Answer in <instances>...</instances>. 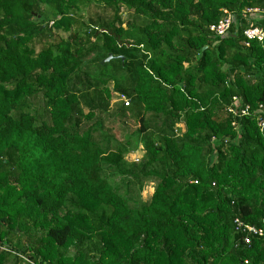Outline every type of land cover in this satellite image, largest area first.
Segmentation results:
<instances>
[{
  "label": "trees",
  "instance_id": "trees-1",
  "mask_svg": "<svg viewBox=\"0 0 264 264\" xmlns=\"http://www.w3.org/2000/svg\"><path fill=\"white\" fill-rule=\"evenodd\" d=\"M91 3L110 14L81 35ZM248 9L264 0H0V264H264V237L237 232H264V42L245 37L264 15ZM114 98L140 126L122 140L102 118Z\"/></svg>",
  "mask_w": 264,
  "mask_h": 264
},
{
  "label": "rangeland",
  "instance_id": "rangeland-1",
  "mask_svg": "<svg viewBox=\"0 0 264 264\" xmlns=\"http://www.w3.org/2000/svg\"><path fill=\"white\" fill-rule=\"evenodd\" d=\"M77 13L75 14L76 18H80L81 23H83L81 29L79 30L81 35H84V32L86 30V27L89 25V22L91 19H95L97 15H106L109 16L110 12L105 11L102 7H99L96 5V3H91L90 5H86L84 7H81L76 11ZM121 16L123 21L126 23L129 18H130V13L126 9H122ZM126 25V24H124ZM64 37H68L69 34L67 33H62ZM111 88H113V85L110 84ZM117 98H114V102L112 101L111 103V116L109 118L105 115L102 116V118H107L106 119V125L108 128H112V131L114 135L122 140L125 138V135L128 134L129 132L135 130L136 128H139L140 126L138 123L130 116H128L125 119L121 120V117L119 115H114L116 114L117 109L121 105L122 102H119V100H116ZM177 130L180 132H184V127L183 125H177ZM144 151L142 150V147L140 150L134 152L130 157L127 158L128 162L131 163H136L140 164L144 160ZM154 191V183L149 182L145 188V191L142 193L141 199L144 201H149L152 193ZM140 196V195H139ZM75 254V250L72 249V251L69 253L70 256H73ZM26 258V257H25Z\"/></svg>",
  "mask_w": 264,
  "mask_h": 264
},
{
  "label": "built area",
  "instance_id": "built-area-1",
  "mask_svg": "<svg viewBox=\"0 0 264 264\" xmlns=\"http://www.w3.org/2000/svg\"><path fill=\"white\" fill-rule=\"evenodd\" d=\"M246 13H259L264 15V10L261 11L259 9H255V10L248 9ZM232 24H233V16L232 14H227V17L224 18L220 23L212 25L210 27V30L219 36H223L230 29ZM245 37H247L249 40H257L259 42H264V30L260 28H250L247 31H245ZM124 102H126L125 104L127 106L129 105L128 101L124 100ZM243 114H245V111H243ZM238 224L239 226L237 232H243L247 234V237L245 238V242L247 244H250L252 236L264 237V232L262 230H258L253 227H244V225L240 224L239 222Z\"/></svg>",
  "mask_w": 264,
  "mask_h": 264
},
{
  "label": "water",
  "instance_id": "water-1",
  "mask_svg": "<svg viewBox=\"0 0 264 264\" xmlns=\"http://www.w3.org/2000/svg\"><path fill=\"white\" fill-rule=\"evenodd\" d=\"M204 49H206V48H204ZM113 59V55H110L106 60H104L103 62H102V65L104 64V63H107V62H109L110 60H112ZM124 59V58H123Z\"/></svg>",
  "mask_w": 264,
  "mask_h": 264
}]
</instances>
